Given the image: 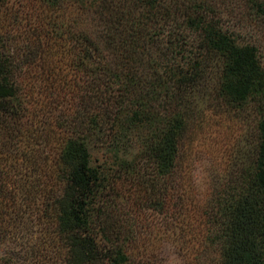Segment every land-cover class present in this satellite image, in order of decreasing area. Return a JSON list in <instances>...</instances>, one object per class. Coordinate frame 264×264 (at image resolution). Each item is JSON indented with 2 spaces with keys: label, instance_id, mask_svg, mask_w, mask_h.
I'll list each match as a JSON object with an SVG mask.
<instances>
[{
  "label": "trees",
  "instance_id": "trees-1",
  "mask_svg": "<svg viewBox=\"0 0 264 264\" xmlns=\"http://www.w3.org/2000/svg\"><path fill=\"white\" fill-rule=\"evenodd\" d=\"M68 1L0 0V131L22 116L20 83L29 66L49 58L52 63L65 43L75 55L72 68L85 82L71 88L77 97L72 114L55 122L56 186L44 183L40 201L25 205L33 210L22 207L8 188V172L0 170V246L6 245L0 264H156L139 251L134 230L105 199L104 177L90 166V145L118 147L120 134L153 123L158 128L146 152L159 177L174 175L184 107L196 93L207 92L211 79L209 93L229 103L253 102L257 121L250 166L234 184L217 189L211 208L202 211L208 223L204 244L218 264H264V68L257 46L238 43L207 20L199 5L180 8L176 0L167 7L160 0H94L103 24L100 42L75 29L69 37L60 20ZM161 14L174 25L163 39L150 32ZM178 187L173 176L171 230L180 232L188 209ZM178 248L191 254L183 241ZM197 258L195 263L205 264Z\"/></svg>",
  "mask_w": 264,
  "mask_h": 264
},
{
  "label": "rangeland",
  "instance_id": "rangeland-1",
  "mask_svg": "<svg viewBox=\"0 0 264 264\" xmlns=\"http://www.w3.org/2000/svg\"><path fill=\"white\" fill-rule=\"evenodd\" d=\"M160 1L162 7H167L174 0ZM176 1L180 8L199 5L207 20L218 24L238 43L256 45L264 68V0ZM93 6L94 0L64 3L60 20L69 31V37L75 29L100 42L103 24ZM169 17L159 15L151 23L150 32L162 39L167 37L174 27ZM176 17L178 22L184 18L179 12ZM183 29L179 30L194 34ZM67 42L72 40L69 38ZM65 44L53 56L52 63L49 58L29 66L27 76L20 83L22 116L14 124L10 123L8 130L0 131V170L8 172L5 179L8 188L21 197L25 203L22 207L29 204L30 199L40 201L45 182L53 188L56 186L54 161L59 129L55 122L63 115L72 114V104L77 97L71 88L84 82L78 77L80 73L72 68L75 55ZM105 52L111 56L110 49ZM47 66H55L54 71L47 72ZM157 67L162 70L165 66ZM83 76L87 78L86 74ZM213 85L214 80H209L207 94L196 93L193 103L184 107L185 122L174 175L159 177L153 159L146 152L151 133L158 128L153 123L149 127L127 130L123 136L117 132L121 138L118 147L111 142L90 145V166L104 177L105 199L115 205L128 227L134 230L139 251L152 256L156 264H197L193 257H198V263L218 264L216 253L204 244L208 223L202 211L211 208L217 189L222 190L227 183L234 184L242 170L250 166L257 121L254 103L224 101L209 93ZM154 104L151 103V109ZM173 176L180 182V200L188 209L180 232L171 230ZM25 207L33 210L31 206ZM182 241L191 247V254L177 249ZM4 247L6 245H1L0 249Z\"/></svg>",
  "mask_w": 264,
  "mask_h": 264
}]
</instances>
